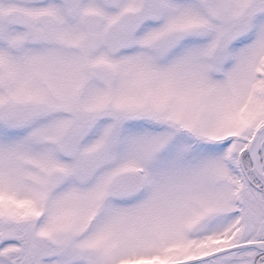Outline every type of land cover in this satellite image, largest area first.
Returning <instances> with one entry per match:
<instances>
[{
	"label": "snow or ice",
	"instance_id": "snow-or-ice-1",
	"mask_svg": "<svg viewBox=\"0 0 264 264\" xmlns=\"http://www.w3.org/2000/svg\"><path fill=\"white\" fill-rule=\"evenodd\" d=\"M0 264H264V0H0Z\"/></svg>",
	"mask_w": 264,
	"mask_h": 264
}]
</instances>
